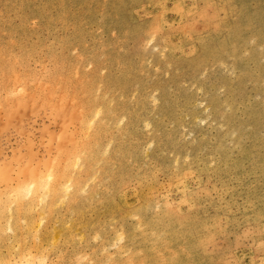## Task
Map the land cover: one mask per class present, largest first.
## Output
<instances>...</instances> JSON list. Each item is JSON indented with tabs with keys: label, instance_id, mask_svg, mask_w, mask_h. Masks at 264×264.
<instances>
[{
	"label": "rangeland",
	"instance_id": "rangeland-1",
	"mask_svg": "<svg viewBox=\"0 0 264 264\" xmlns=\"http://www.w3.org/2000/svg\"><path fill=\"white\" fill-rule=\"evenodd\" d=\"M0 264H264V0H0Z\"/></svg>",
	"mask_w": 264,
	"mask_h": 264
},
{
	"label": "bare ground",
	"instance_id": "bare-ground-1",
	"mask_svg": "<svg viewBox=\"0 0 264 264\" xmlns=\"http://www.w3.org/2000/svg\"><path fill=\"white\" fill-rule=\"evenodd\" d=\"M26 173H27V170H26ZM35 173H37V172H35ZM35 173H34V174H35ZM28 174H29V172H28ZM37 174H38V173H37ZM37 174H35V175H37ZM25 175H26V174H25ZM50 175H51V174H50ZM30 176H31V175H30ZM32 176H33V175H32ZM32 176H31V177H32ZM34 177H35V176H34ZM36 177H38V176H36ZM36 177H35V178H36ZM50 177H51V176H50ZM39 178H40V177H39ZM34 180H38V179H34ZM34 180H33V183H34ZM40 181H41V180H40ZM30 182H31V181H30ZM35 182H36V181H35ZM38 182H39V181H38ZM38 182L35 183V186H37L38 188H37V187H36V188L40 190V187H41V185H43V184H41V182H39V183H40V184H39ZM46 182H48V179H47ZM31 183H32V182H31ZM33 183H32V185H33ZM48 183H49V182H48ZM48 183H47V185L44 184L45 186H44V185H43V186H44V187L48 186ZM19 184H20V183H18V186L16 187V188H17L16 193L18 192V195H17V194H16V195L19 196L18 198H21L20 195H21L22 192H20V190H23L24 185L22 186V185H19ZM21 184H22V183H21ZM23 184H24V183H23ZM36 184H37V185H36ZM39 185H40V186H39ZM49 186H50V185H49ZM57 187H58V186H57ZM26 188H27V187H26ZM34 188H35V187H34ZM48 188H49V187H48ZM32 190H33V186H30V187L28 188V193H30V191H32ZM36 191H38V190H36ZM26 192H27V191H26ZM19 194H20V195H19ZM22 194H23V193H22ZM19 200H20V199H19Z\"/></svg>",
	"mask_w": 264,
	"mask_h": 264
}]
</instances>
